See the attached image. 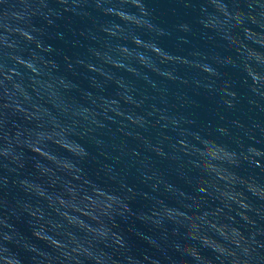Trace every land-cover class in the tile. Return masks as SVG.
Segmentation results:
<instances>
[{"label": "water", "instance_id": "obj_1", "mask_svg": "<svg viewBox=\"0 0 264 264\" xmlns=\"http://www.w3.org/2000/svg\"><path fill=\"white\" fill-rule=\"evenodd\" d=\"M0 264H264V0H0Z\"/></svg>", "mask_w": 264, "mask_h": 264}]
</instances>
